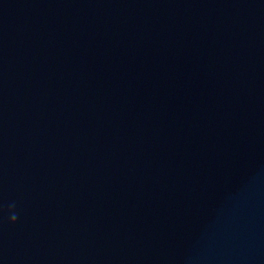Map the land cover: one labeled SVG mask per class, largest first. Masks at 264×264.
Returning <instances> with one entry per match:
<instances>
[{"label": "clouds", "instance_id": "obj_1", "mask_svg": "<svg viewBox=\"0 0 264 264\" xmlns=\"http://www.w3.org/2000/svg\"><path fill=\"white\" fill-rule=\"evenodd\" d=\"M15 220H16V216L13 215V216H12V221L15 222Z\"/></svg>", "mask_w": 264, "mask_h": 264}]
</instances>
